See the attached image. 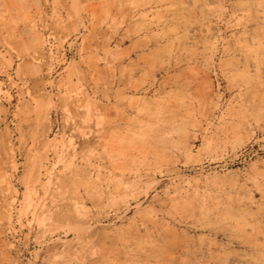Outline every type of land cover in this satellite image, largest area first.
Returning <instances> with one entry per match:
<instances>
[{"label":"rangeland","instance_id":"374dc122","mask_svg":"<svg viewBox=\"0 0 264 264\" xmlns=\"http://www.w3.org/2000/svg\"><path fill=\"white\" fill-rule=\"evenodd\" d=\"M0 264H264V0H0Z\"/></svg>","mask_w":264,"mask_h":264}]
</instances>
